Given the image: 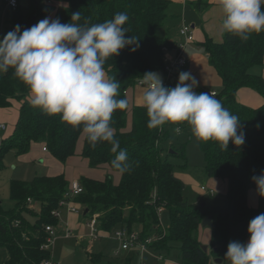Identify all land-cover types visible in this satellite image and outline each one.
<instances>
[{"label": "trees", "instance_id": "obj_1", "mask_svg": "<svg viewBox=\"0 0 264 264\" xmlns=\"http://www.w3.org/2000/svg\"><path fill=\"white\" fill-rule=\"evenodd\" d=\"M46 1L29 0L26 17L20 12L19 5L10 9L5 4L6 9L12 12L7 21L13 26L19 24L23 30L31 18L34 17L35 24L56 9L54 18H59L61 23L70 22L72 13L77 11L81 13L77 23L87 20L90 24L111 19L117 12L128 14L129 20L123 25L127 29L125 35L137 39L138 47L132 51L135 45L126 46L119 55L109 57L104 64L107 76L115 77L120 83L118 98H125L126 89L143 80L146 72L163 70V48L171 50L177 45L168 36H159V30L167 19L168 0H50L52 4ZM206 2L196 0L194 5L199 8ZM202 47L221 84L214 89L202 87L195 91L214 90L223 107L238 116L245 134L243 145L236 146L229 141L227 149H222L219 142L213 140L200 141L205 161L204 174L226 182L223 204L191 205L183 199L184 183L175 175L174 164L168 160L170 154H175L171 150L173 145L167 143L169 132L165 129L166 123L162 128H148L146 110L139 106L132 108L129 129H126L127 109H118L112 116L115 139L119 140L120 148L127 150L130 170L123 174L115 170L111 165L115 155L110 152L111 146L101 142L93 149L84 134L79 153L88 160L92 169L106 168L107 171L102 179L82 176L79 183L83 191L72 202L83 206L85 218L97 215L99 231L110 234L122 226L133 232L135 226H140V239L162 234L160 240L149 245L157 252L169 250L172 244H176L181 264H211V255L221 258V264H225L229 237H237L243 243L248 239L246 229L249 220L264 213V196L259 194L251 179L264 170V104L252 108L236 100V92L242 87L252 88L264 98L263 78L250 71L253 66L262 64L264 32L253 33L246 42L229 33H224L219 42L207 36ZM169 84L166 81L163 85L169 87ZM28 91V87L13 75L12 68L0 74V108L9 107L13 99H22ZM177 126L189 127L186 122H177ZM82 134L81 128L65 123L59 114H45L24 100L13 134L0 140V169L6 152L13 150L17 155H23L29 151L32 142L42 143L56 160L65 164L76 153ZM183 155L181 150L176 156ZM113 173L119 174L115 183ZM70 183L63 173L39 174L30 181H9L10 205H4L0 200V248L7 252L5 264H40L49 257V252L41 247L47 236L45 226H56L58 221L51 211L57 208ZM205 187L206 193L212 189ZM252 189L258 194L256 207L247 204V194ZM209 194L214 195L215 191ZM28 198L31 203H28ZM161 205L169 210L167 228L159 224L157 207ZM208 215L212 216L214 224L210 253L197 239L198 227ZM163 229L166 230L164 233ZM214 248H217V253H214ZM130 261L127 264H132ZM88 264L125 263H117L102 252L92 251L88 255Z\"/></svg>", "mask_w": 264, "mask_h": 264}, {"label": "clouds", "instance_id": "obj_2", "mask_svg": "<svg viewBox=\"0 0 264 264\" xmlns=\"http://www.w3.org/2000/svg\"><path fill=\"white\" fill-rule=\"evenodd\" d=\"M224 18L222 33L238 36L246 42L264 32V0H217ZM79 11L70 22L59 18L39 20L21 29L19 24L0 38V73L13 69V75L30 92V105L45 114H59L62 121L81 128L89 146L107 142L115 154L112 167L123 174L130 170L128 153L120 148L112 128L116 110H126V98H118L120 83L108 77L104 64L120 50L135 45L137 39L126 37L123 25L126 12H117L100 23H77ZM144 88L139 107L146 110L147 127L162 128L165 123L186 122L200 141L219 142L227 149L229 141L240 146L245 142L240 119L223 107L214 94L195 91L198 81L190 72L178 74L174 87L164 86L158 73L143 75ZM264 196V170L251 177ZM246 242L231 241L225 258L230 264H264V213L249 220Z\"/></svg>", "mask_w": 264, "mask_h": 264}, {"label": "rangeland", "instance_id": "obj_3", "mask_svg": "<svg viewBox=\"0 0 264 264\" xmlns=\"http://www.w3.org/2000/svg\"><path fill=\"white\" fill-rule=\"evenodd\" d=\"M4 1L5 0H0V38H2L4 34L12 30L14 27L9 21H7V16L12 12L11 10L6 9ZM18 5L22 15L26 17L29 13V0H18ZM174 9L176 10L178 7L176 4L172 3L170 11L177 16L175 13H180L181 9L179 8V12H176ZM208 10L209 9L207 8L205 12H208ZM175 20H179V16L167 17V20L164 22L163 29L168 28L170 24L169 22ZM184 25L190 28L188 24ZM254 70H256V68ZM155 73L160 75L163 83L164 79H166V74H164L162 70L155 71ZM206 87L210 88L211 86ZM165 129L169 132L167 143L172 144L174 149H176V151L171 149L175 155L170 154V156H168V160L174 164L175 175L184 183L183 190L181 192L183 199L188 201L191 205L200 204L202 202L214 204L222 200L221 194L217 191L214 195H210L208 192L206 193L200 191L201 185L208 186V177L204 174L205 161L200 149V140H197L192 135L190 127H179L177 126V123H166ZM181 150H183V157H177L176 155L179 154ZM168 151H170V149ZM39 159L40 158L33 157L24 159L22 158V155H17L13 150L4 154L2 158V167L0 169V200L4 205H10L9 181L11 179L30 181L39 174L56 173L61 171V169H57L59 166L56 168V163L48 162L46 164L45 161L39 162ZM62 166H64V169L61 173H63L68 182L73 180L80 181L82 176L87 177V171L95 174L97 173V175H99L97 176L99 179H102L105 175L103 174L102 168H90L89 163H85V158L78 150L70 159L67 160L65 165ZM112 179L114 183L117 182L115 173H113ZM34 206H37V204H34ZM158 217L161 227L167 228L170 222L169 210L166 209V207H163V210L158 214ZM82 221V219L79 221L80 226L78 228L71 230L72 235L70 238L64 237L62 230L55 227L54 231L57 238L55 239L51 250L48 251L49 256H51L54 261L59 262L60 264H87L86 249L83 247H79L80 249L76 248V235L82 236L85 234L87 236L89 233L88 226ZM114 231L115 230L111 231L110 234L107 233L106 235H103L102 237L93 239L90 238V240L92 239L91 241H89L88 238L86 241L89 244L92 242L93 251L103 252L117 263H122L126 258L130 257L132 264H140V261L145 264H162V261H170V264H181V259L178 256L179 250L177 249L176 244H172L169 250H162L159 253L153 247H148L140 256L134 253V249L132 247L125 254L122 253V251L118 252L120 244L114 238ZM140 231L141 227L135 226L134 232L138 233ZM197 239L202 245L207 246L210 249L211 228L200 225L197 230ZM86 241L82 240L79 241V243L85 244ZM231 241L240 242L241 240L237 237H229L228 243ZM159 255L164 256L162 261L157 260V256ZM6 258V249L0 248V264H5ZM224 262L225 264H230L227 258H224Z\"/></svg>", "mask_w": 264, "mask_h": 264}, {"label": "crops", "instance_id": "obj_4", "mask_svg": "<svg viewBox=\"0 0 264 264\" xmlns=\"http://www.w3.org/2000/svg\"><path fill=\"white\" fill-rule=\"evenodd\" d=\"M49 1L50 0L46 1L47 4H52L51 1L50 2ZM195 1L196 0H168L169 5H168V8L166 9L167 17L179 16V20L170 21L168 28L163 29L164 26L162 28H160L159 36L160 37L168 36L170 39H172L176 43L181 42V41H183V37L179 35V29L182 26H184V24H188V26H190V29H191V31L193 33V37H194V40L192 42H188L184 46V48L181 52L182 55L185 56V58L187 59V65L185 66V68H175V70L172 72L171 77L168 80L171 84V86H169V87L175 86V84L178 81V74L180 72L187 71V72H190L192 74V76H194L196 78V80L198 81V85H197L196 89L206 87V86H211L214 89V87L216 88L221 84V79L218 76L217 72L214 70V68L210 65V63L208 61V57H207V55H206V53L202 47V43L207 36L210 37L214 41H216V40L221 41V38H223V34H224L221 31V24H222V20L224 18V13H223L221 7L218 5L217 0H207L206 4L201 5L199 8L196 5H194ZM172 3L176 4L178 7V9H176V10L174 9L176 12H179V8L181 9L180 13H175V11L173 10L177 16H175L173 14V12L170 11V6L172 5ZM207 8L209 10H208V12H205L207 10ZM56 12H57V9L54 11V13H51L50 15H48L46 17L54 19ZM216 42H219V41H216ZM175 54H176L175 50L171 49L168 52L164 53V56L166 59H169V58L174 57ZM255 68H256V70H254ZM255 68L253 66L250 71L252 73H255V74H260L264 80V56H263L262 64L256 65ZM164 81H165V79H164ZM163 84H164V82H163ZM165 86H167V85H165ZM145 87L146 86H139L138 84H136L132 87L127 88L125 93H124L125 98L128 101L127 128L126 129L130 128L131 118H132V108L134 106H139L140 100H141V97H142V94H143ZM30 98H31L30 92L28 91L22 99H13L11 101V105L9 107L0 108V124L4 125V127H0V140L5 139V138H7L13 134L17 120H18V117H19V111H20V107L22 105V102L24 100L29 101ZM236 100L239 103H241L245 106H248V107H252V108H256V107H259L262 104H264V98L256 90L249 88V87H242V88L238 89L236 92ZM83 137H84V133L78 139V142H77V150L78 151L81 150ZM43 146L44 145L42 143L32 142L30 144L29 151L27 153L23 154L22 158H24V159H27L29 157L40 158L39 162L45 161L46 164L48 162L49 163H56V168L59 166V168H57V169H61V171L56 172V173H48L47 175L60 174L64 169V166H62V165H65V164H62L61 162L56 160L48 152V150H43ZM85 163H88V160L86 158H85ZM106 171H107L106 168H104L103 174H105ZM87 173H88L89 177L99 178V177H97V176H99V175H97V173L95 174V173H91L88 171H87ZM115 175H116V179L119 180V174L115 173ZM208 186L210 188L214 189L215 192L217 191L218 193L221 194L222 200H220L214 204H222L225 201V194H226V182H225V180H223L219 177L208 178ZM257 203H258L257 192L253 189L249 190L248 194H247L248 206L249 207H256ZM78 205L80 207V210L77 212H71L66 207L62 209V213H61V216L59 218V225L57 227L59 229H61L63 233L66 229L75 230L76 228H78L80 226L79 221L81 219L83 220L82 222H85V223L87 222L88 218H85L82 214L83 206L81 204H78ZM106 234H107L106 232L99 231V235H100L99 237H102L103 235H106ZM64 237H66V236H64ZM81 237L82 238L80 239V241H82V240L86 241V239L89 238L88 235L86 236L85 234H83ZM68 238H70V236ZM75 240H76V237H75ZM88 240L91 241L92 239L90 240V238H89ZM76 241H77V245H78V246L76 245L77 249H80L81 247L86 249L87 264H88V255L90 252L93 251L92 250V246H93L92 242L89 244L86 241L85 244L84 243L80 244L79 240H76ZM246 241L247 240H245L244 242H246ZM240 242H242V241H240ZM130 248L121 249L119 247L118 252L122 251V253L125 254L128 252V250H130ZM132 248L134 249L133 251L135 254H137L138 256L141 255L139 250L136 247H132ZM206 250L208 251V253H210V249L207 246H206ZM103 254H105V253H103ZM160 256H162V255L157 256L158 261H162L164 259V256H162L163 258H159ZM215 258H216V256L211 255V257H210L211 264H217L214 261ZM129 259L131 260L130 257L126 258L125 261H123L122 263L127 264L128 261H130ZM169 262L170 261H162V264H170ZM57 263H59V262H57ZM140 263H143V262L140 261ZM153 263H154V261H153Z\"/></svg>", "mask_w": 264, "mask_h": 264}, {"label": "built area", "instance_id": "obj_5", "mask_svg": "<svg viewBox=\"0 0 264 264\" xmlns=\"http://www.w3.org/2000/svg\"><path fill=\"white\" fill-rule=\"evenodd\" d=\"M5 4L7 8L15 9L18 5V0H5ZM179 35L183 37V41L178 42L177 45L173 48V50H175L176 52L175 56L169 59H166L164 56L163 71L166 74V79L164 83L169 80L175 68H185V66L187 65V59L185 58V56L182 55L181 52L184 46L188 42H192L194 40L193 33L189 27L184 25L179 29ZM163 50L165 53L169 51L168 48L166 47H164ZM137 84L139 86H146L143 84V80H139ZM209 93L215 94V91L211 90L209 91ZM0 127H4V125L0 124ZM43 150H47L45 146H43ZM200 190L206 192L207 188L204 185H202L200 186ZM82 191H83V187L81 186L79 181L77 180L71 181L68 190L64 192L62 199L59 200L57 208L51 211V215L55 217L58 222L56 226L49 225V224L45 226V231L47 233V236H46L45 242L41 246L45 250L50 251L51 248L53 247V243L55 239L57 238L54 230H55V227L59 225V218L61 216L62 209L66 207L71 212H77L80 210L79 205L76 203H73L72 201L74 197L77 196ZM209 193L213 194L214 190L209 189ZM152 197H154V195H152ZM27 201L28 203L32 202L30 198H28ZM162 210H163L162 205L157 207L158 213H160ZM86 225L89 228V233H88L89 238L93 239V238H98L100 236L99 230H97V215L96 214L92 215L90 218L87 219ZM165 231L166 230L163 229V233ZM63 235L66 237L71 236L72 235L71 230L66 229ZM161 235L152 234L150 236H147L144 239H140L137 232H134V231L130 232L128 231L127 228L122 227V226L118 227L114 232V238L119 242L121 249L136 247L139 250L140 254H142L149 247L151 243H154L155 241L160 240L162 238ZM76 237H77V240L79 241L82 238L81 236H77V235ZM159 258H163V257L160 256ZM40 264H59V263L55 262L52 259V257L49 256L45 258L44 260H42ZM140 264H144V263H140Z\"/></svg>", "mask_w": 264, "mask_h": 264}, {"label": "water", "instance_id": "obj_6", "mask_svg": "<svg viewBox=\"0 0 264 264\" xmlns=\"http://www.w3.org/2000/svg\"><path fill=\"white\" fill-rule=\"evenodd\" d=\"M34 24V17L30 19V21L28 22L27 25H24V28H27V27H30ZM201 205H205V202H202ZM87 212V209H85L84 213ZM201 225L204 226V227H209V228H213L214 227V224L212 222V216L211 215H208L206 217L203 218V220L201 221ZM202 248L204 250H206V246L202 245ZM214 253H217V248H214ZM215 263L217 264H221L222 263V259L221 258H215L214 259Z\"/></svg>", "mask_w": 264, "mask_h": 264}]
</instances>
